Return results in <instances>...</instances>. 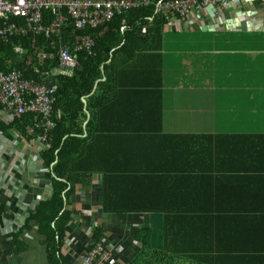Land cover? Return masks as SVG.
<instances>
[{
	"label": "crops",
	"instance_id": "1",
	"mask_svg": "<svg viewBox=\"0 0 264 264\" xmlns=\"http://www.w3.org/2000/svg\"><path fill=\"white\" fill-rule=\"evenodd\" d=\"M115 71L106 95L99 91L95 136L80 161L91 174L65 202L71 219L58 256L81 264L101 243L109 264H127L142 247L136 233L161 244L165 217L186 250L262 255L264 0H227L176 21L159 50L137 42ZM11 122L0 105V127ZM44 148L27 130L0 129V264H50L31 220L50 198ZM106 180L120 182L109 190L114 211L103 209ZM98 227L104 239L95 244Z\"/></svg>",
	"mask_w": 264,
	"mask_h": 264
},
{
	"label": "trees",
	"instance_id": "2",
	"mask_svg": "<svg viewBox=\"0 0 264 264\" xmlns=\"http://www.w3.org/2000/svg\"><path fill=\"white\" fill-rule=\"evenodd\" d=\"M158 1L172 0H153L147 7L125 11L97 28L76 31L73 22L68 21L61 30L62 45H67L72 52L77 36L89 37L93 41L90 54L84 51L74 53L77 67L70 75L56 73L61 70L57 50L45 36L29 33L25 36H12L7 40L0 38V73L19 71L26 80L48 88L56 87L55 113L52 116L55 128L47 134L44 144L46 148L41 152L43 163L51 169L50 198L41 201L31 216V220L39 224V232L46 237L45 245L49 252L50 264H72L58 256L65 239V229L71 219V213L64 210V206L74 193L75 185L91 174L87 169L80 171V161L87 154L95 136L94 111L99 105L100 89L104 90L103 95H106L111 81L115 79L119 58L127 54L132 45L140 42L146 44L147 49L161 48L163 30L166 31L168 27L162 15L155 13ZM51 19L52 16L46 14V23ZM2 26L0 21V28ZM144 26H149L146 35L141 34ZM16 48L20 51H16ZM134 49L140 48L134 47L132 50ZM102 79L104 82L98 84L93 91L96 83ZM86 112L90 113L89 119ZM37 121L38 117L25 115L15 119L8 127L0 129L6 132L8 128L15 127L24 133L28 126H33ZM39 132L40 130L35 129L36 135ZM103 174L104 178L114 181V175ZM117 182L119 181L116 180L113 184L107 180L103 182L104 211H114L113 203L109 206V198L112 196L109 190L113 189ZM176 233L169 227V217L164 219L160 245L146 244V232L136 233V241L141 243L142 247L127 264H264V253L243 257L213 256L205 249L199 253L186 250L180 243L181 237L178 235H181ZM102 239L104 230L98 227L95 229L94 243H99Z\"/></svg>",
	"mask_w": 264,
	"mask_h": 264
},
{
	"label": "built area",
	"instance_id": "3",
	"mask_svg": "<svg viewBox=\"0 0 264 264\" xmlns=\"http://www.w3.org/2000/svg\"><path fill=\"white\" fill-rule=\"evenodd\" d=\"M153 0H0V38L7 40L16 35H43L51 40V46L56 48L61 70L60 74H68L77 67L74 56L76 52L91 53L93 41L89 37L77 36L72 52L61 44V30L72 21L76 31L85 28H97L111 21L130 9L145 8ZM227 0H172L158 1L155 13L161 14L167 27L172 28L176 21L184 23L187 19L202 16L209 6L215 9L223 8ZM46 14L52 16L51 21H45ZM18 21H23L20 25ZM147 27L141 29V34H147ZM16 51H20L16 49ZM56 87L48 88L34 81L24 79L19 71L8 74L0 73V105L7 112L10 121L20 119L25 115L39 118L33 126L27 127V132L42 144L47 141V134L55 128L53 114ZM59 116V115H58ZM35 129L40 130L36 135ZM110 253L101 243L94 246L81 257V264H109Z\"/></svg>",
	"mask_w": 264,
	"mask_h": 264
},
{
	"label": "water",
	"instance_id": "4",
	"mask_svg": "<svg viewBox=\"0 0 264 264\" xmlns=\"http://www.w3.org/2000/svg\"><path fill=\"white\" fill-rule=\"evenodd\" d=\"M209 9L211 10V11H213V13H215V8L213 7V6H209Z\"/></svg>",
	"mask_w": 264,
	"mask_h": 264
}]
</instances>
